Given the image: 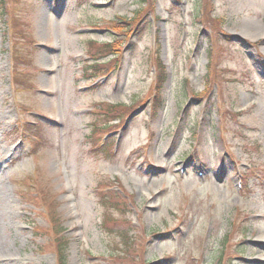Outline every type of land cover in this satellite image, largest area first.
Listing matches in <instances>:
<instances>
[{
	"label": "rangeland",
	"instance_id": "374dc122",
	"mask_svg": "<svg viewBox=\"0 0 264 264\" xmlns=\"http://www.w3.org/2000/svg\"><path fill=\"white\" fill-rule=\"evenodd\" d=\"M39 190L67 264H264V0H5L0 264H57Z\"/></svg>",
	"mask_w": 264,
	"mask_h": 264
},
{
	"label": "trees",
	"instance_id": "16d2710c",
	"mask_svg": "<svg viewBox=\"0 0 264 264\" xmlns=\"http://www.w3.org/2000/svg\"><path fill=\"white\" fill-rule=\"evenodd\" d=\"M5 2V0L0 1V6L3 5V3ZM132 21V19H130L128 22ZM127 22V21H125ZM119 26H117L116 28H113L115 30H117ZM98 42L94 41V40H89V47L90 49H92L93 51H95V59H104L107 56L109 57V55L114 56L115 54H117V51L114 49L116 47V44L113 45V43H107L104 44L102 46L98 45ZM99 57V58H98ZM94 58V56H93ZM98 58V59H97ZM160 64V84H163L164 81V72H165V66L162 64V61L160 60L159 62ZM107 63H97L96 61H94V63L86 64V75H100L102 74L101 67H105L107 66ZM89 79V77H87ZM161 87L157 88L154 94V101H155V106L152 110L153 114H157L158 112L162 111L164 108V100L162 99V93H161ZM109 107L106 108V114L104 117H106L107 121L103 122V124L105 125H99L98 123L96 124V122H94L95 124L92 126V136H96L97 134H99V132H103L105 130H108V126L106 125V123L109 122H115V121H119L121 120V117L126 114V112L129 110L125 105H120V106H116V105H108ZM132 113V111H131ZM130 113V114H131ZM98 136V135H97ZM41 195L40 197H35L36 199H34V204L35 206L42 208L43 211H45V214L48 216L49 219V225H50V231L49 233H46L44 231H40L38 229H36L37 234L39 235H48L50 237V246L56 256L57 259V264H67L68 262V251H69V238L66 236V229L63 227L62 225V221L59 218V215H57V209H56V201L52 200H48L45 193L41 192L39 190ZM43 196V197H42ZM109 200V199H108ZM37 203V204H36ZM117 204V203H116ZM113 204L116 207H119L118 205ZM110 219V218H109ZM121 241L122 244L119 246V250H118V257L124 255L127 256L126 254H128V251L131 249V242H130V237L129 234H127V232H122L120 231L117 234ZM117 247V246H115ZM115 253V252H114ZM113 257V256H112Z\"/></svg>",
	"mask_w": 264,
	"mask_h": 264
},
{
	"label": "water",
	"instance_id": "95a60500",
	"mask_svg": "<svg viewBox=\"0 0 264 264\" xmlns=\"http://www.w3.org/2000/svg\"><path fill=\"white\" fill-rule=\"evenodd\" d=\"M143 109H139L138 111H136L129 120H131L132 118L136 117L137 115H139L142 112Z\"/></svg>",
	"mask_w": 264,
	"mask_h": 264
},
{
	"label": "bare ground",
	"instance_id": "6f19581e",
	"mask_svg": "<svg viewBox=\"0 0 264 264\" xmlns=\"http://www.w3.org/2000/svg\"><path fill=\"white\" fill-rule=\"evenodd\" d=\"M257 243L260 244L259 246H262V244L264 243V240L261 238L256 239Z\"/></svg>",
	"mask_w": 264,
	"mask_h": 264
}]
</instances>
